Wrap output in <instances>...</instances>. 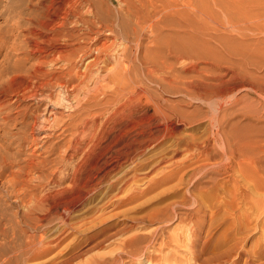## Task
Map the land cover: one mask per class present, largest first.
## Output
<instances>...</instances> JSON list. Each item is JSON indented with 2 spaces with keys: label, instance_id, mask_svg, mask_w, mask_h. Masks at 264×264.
<instances>
[{
  "label": "bare ground",
  "instance_id": "1",
  "mask_svg": "<svg viewBox=\"0 0 264 264\" xmlns=\"http://www.w3.org/2000/svg\"><path fill=\"white\" fill-rule=\"evenodd\" d=\"M182 1L18 0L14 15L9 7L0 14V182L6 189L0 193V210L6 199L13 198L17 207L23 209L18 216L29 227L59 231L48 240L31 237L24 245L31 257L47 255L71 233H91L83 242H89L92 250L131 232L122 237L111 256H93L88 264L155 261L157 248L162 250L166 244L182 239L187 240L193 264H241L242 260L255 264L250 256L244 257L246 252L239 242L230 244L218 237L224 233L221 228L229 216L227 196L212 190L201 192L194 182L183 192L175 189L176 185H187L190 179L185 172L179 176L190 165L186 158L179 159L182 152L156 163L162 170L150 177H139L131 170L117 174L136 154H143L149 142V88L136 66L138 63L145 75L150 73L143 50L144 37L162 29L157 25L158 15L180 12L178 5ZM194 2H182L190 12L188 19L198 14ZM56 3L60 5L55 6ZM111 5L116 6L115 12ZM131 38L139 47L135 52L126 44ZM221 41L218 42L222 48L227 49ZM203 46L216 48L208 41ZM190 53L184 48L180 56ZM247 86L264 95V85L249 81ZM263 129L232 131L239 141L227 151L228 157L249 156L250 152H244L246 145L258 143ZM207 150L206 144L198 153ZM74 159L71 172L65 174L70 183L64 186L65 180L58 179L57 173L64 162L72 163ZM142 165L145 167L146 163ZM173 165L175 171H165ZM168 184L171 185L156 194L152 207L130 218L132 223L111 221L118 213L106 215L107 209L132 203L151 189ZM105 186L113 193L98 215L81 223L68 221L76 205ZM233 197L235 200L237 195ZM174 219L186 222V230L166 235V224ZM154 224L157 226L146 232L132 233L135 228L144 230ZM83 242L56 264H70L83 256L79 247Z\"/></svg>",
  "mask_w": 264,
  "mask_h": 264
},
{
  "label": "rangeland",
  "instance_id": "2",
  "mask_svg": "<svg viewBox=\"0 0 264 264\" xmlns=\"http://www.w3.org/2000/svg\"><path fill=\"white\" fill-rule=\"evenodd\" d=\"M185 1L182 2L185 4ZM194 1L196 9H200L199 12L196 10L197 16H189L193 20L188 19L190 12L180 2V12L177 11L180 14L171 11L170 14L160 13L162 15H158L157 25L162 29H155L158 32H149L144 37L143 50L150 73L145 75L138 63L136 66L138 72L144 75L143 80L149 88L150 115L146 118L149 142L146 151L136 154L117 174L121 176L131 170L139 177H150L162 170L156 163L162 159H171L177 151L182 152L179 159L186 158L190 165L179 176L185 172L190 179L186 180L187 185H176L175 189L183 192L187 186L196 183L201 192L212 190L227 196L229 216L221 228L224 233L218 237L230 244L239 242V246L246 252L244 257L250 256L255 264H264V129L258 143L251 141L249 143L254 144L246 145L247 151L245 149L244 152H250L249 156L241 159L236 156L232 159L227 155V151L237 146L239 141L232 131L238 128H264V95L247 88L249 81L264 85V0H256L258 4L251 0H217L221 3L216 0ZM16 2L18 4V0H0V14L8 7L10 10L15 8ZM57 4L60 5L56 3L55 6ZM111 8L115 12L116 6L111 5ZM15 13L13 9L11 15ZM2 24L3 18L0 17ZM220 40L227 49L222 48L218 42ZM205 41L216 48L210 50L202 47ZM126 44L133 52L139 50L135 38L129 39ZM184 48L191 51V55L180 56ZM52 104L49 107L52 108ZM255 134L253 139L256 138ZM206 144L209 153L203 151L199 154V150ZM207 154L211 156L206 157ZM71 161L64 162L57 173L58 179L65 180L64 186L70 183V177L66 178V175L71 172L76 159ZM144 162L145 167L142 165ZM175 169L173 165L165 171L171 173ZM176 179L171 183L174 184ZM169 185L153 188L150 193L140 196V199L114 210L107 209L106 215L118 213L111 221L132 223L130 218L152 207L157 201L156 194ZM0 191L3 193L6 189L1 187ZM112 193L105 186L101 192L89 195L70 212L68 221L81 223L98 215L99 209L105 206ZM233 195H237L235 200ZM13 201V198L6 199V205L0 210V264H56V261L68 256L75 245L86 241L87 236L91 235L71 233L47 255L33 258L24 250L28 240L33 236L38 240H48L50 235H57L59 231L47 232L44 227H29L18 216L23 209ZM186 225V222L174 219L166 224L165 233L171 236L181 234L182 230H186ZM155 226L157 224L149 225L144 230L138 227L132 233L137 230L146 232ZM129 234L131 232L116 236L92 250L88 248L89 242L81 243L79 247L84 255L70 264H88L93 256H111L118 250L122 237ZM189 249L187 240L182 239L166 244L162 250L157 248L155 261L136 259L133 264H193ZM241 262L245 264L244 260Z\"/></svg>",
  "mask_w": 264,
  "mask_h": 264
}]
</instances>
